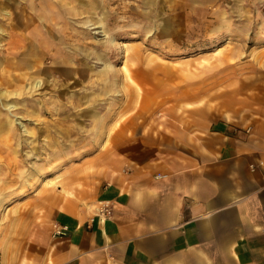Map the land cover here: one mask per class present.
Here are the masks:
<instances>
[{
  "label": "crops",
  "instance_id": "crops-1",
  "mask_svg": "<svg viewBox=\"0 0 264 264\" xmlns=\"http://www.w3.org/2000/svg\"><path fill=\"white\" fill-rule=\"evenodd\" d=\"M64 6L0 0V50L5 29L13 32L9 66L28 70L48 60ZM60 49L51 56L56 64ZM6 61L0 51V71ZM247 65L215 70L182 107L130 116L108 137L114 147L102 148V183L93 184L90 203L80 205L68 191L52 216L42 209L7 214L0 264H264V61ZM39 71L47 76V68ZM12 124L0 117L3 140L2 127ZM99 201L111 202V218L95 217ZM54 223L67 226L66 235L53 236Z\"/></svg>",
  "mask_w": 264,
  "mask_h": 264
},
{
  "label": "rangeland",
  "instance_id": "rangeland-1",
  "mask_svg": "<svg viewBox=\"0 0 264 264\" xmlns=\"http://www.w3.org/2000/svg\"><path fill=\"white\" fill-rule=\"evenodd\" d=\"M64 1L63 27L57 44L49 38L44 64L9 66L12 29L2 39L0 104L14 107L0 108L2 120L13 123L2 127L6 140L0 137L1 223L22 211L52 216L66 206L59 193L68 191L88 204L93 184L102 183L103 149L114 147L108 137L130 116L162 114L168 103L182 107L215 70L264 61V0ZM60 47L56 64L51 56ZM24 180L31 186L23 188ZM50 193L59 197L40 200Z\"/></svg>",
  "mask_w": 264,
  "mask_h": 264
},
{
  "label": "built area",
  "instance_id": "built-area-1",
  "mask_svg": "<svg viewBox=\"0 0 264 264\" xmlns=\"http://www.w3.org/2000/svg\"><path fill=\"white\" fill-rule=\"evenodd\" d=\"M95 217L106 220L112 217L113 215V206L111 202L109 201H99L97 204V207L94 211ZM94 219L92 218L91 221ZM53 236L55 237H61L66 235V232L68 231V227L65 225H60L58 223L53 224Z\"/></svg>",
  "mask_w": 264,
  "mask_h": 264
},
{
  "label": "bare ground",
  "instance_id": "bare-ground-1",
  "mask_svg": "<svg viewBox=\"0 0 264 264\" xmlns=\"http://www.w3.org/2000/svg\"><path fill=\"white\" fill-rule=\"evenodd\" d=\"M125 44V43H124ZM124 46H126V45H124ZM33 87H35L36 89L38 88H40L41 87V81H36L34 84H33ZM0 101H1V98H0ZM14 106L13 105H9V106H7V107H4V108H6V109H11V108H13ZM16 123H17V121H16ZM17 124H19V125H23V123L21 122V121H19ZM55 183V179L53 180V181H51V182H49V183H47V184H54Z\"/></svg>",
  "mask_w": 264,
  "mask_h": 264
}]
</instances>
